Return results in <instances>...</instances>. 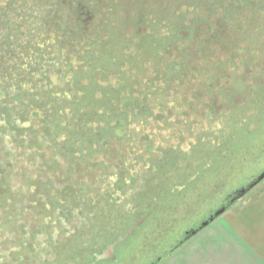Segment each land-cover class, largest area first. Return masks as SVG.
I'll return each instance as SVG.
<instances>
[{"label": "flooded vegetation", "instance_id": "flooded-vegetation-1", "mask_svg": "<svg viewBox=\"0 0 264 264\" xmlns=\"http://www.w3.org/2000/svg\"><path fill=\"white\" fill-rule=\"evenodd\" d=\"M263 173L264 0H0V264H155Z\"/></svg>", "mask_w": 264, "mask_h": 264}, {"label": "crops", "instance_id": "crops-1", "mask_svg": "<svg viewBox=\"0 0 264 264\" xmlns=\"http://www.w3.org/2000/svg\"><path fill=\"white\" fill-rule=\"evenodd\" d=\"M239 201L158 264H264V196Z\"/></svg>", "mask_w": 264, "mask_h": 264}, {"label": "rangeland", "instance_id": "rangeland-1", "mask_svg": "<svg viewBox=\"0 0 264 264\" xmlns=\"http://www.w3.org/2000/svg\"><path fill=\"white\" fill-rule=\"evenodd\" d=\"M264 196V179L261 181V182H259L255 187H253V189H251L248 193H246L243 197H241V198H239L238 200H240L239 201V205H246V204H250L251 202H253V201H257L260 197H263ZM237 200V201H238ZM231 207V206H230ZM229 207V208H230ZM228 208V209H229ZM187 226H189V223H187L186 225H183L181 228H179L178 230H176L177 232H179V231H183L184 229H187L188 227ZM169 236H171L172 237V235H169ZM170 237V239H172ZM167 241H168V239H167ZM162 242V244H160V245H158L156 248L157 249H163V248H165V247H168L169 246V244L172 242V241H169V242ZM149 244V243H148ZM134 246V245H133ZM148 247L150 246V244L149 245H147ZM160 247V248H159ZM142 251L143 252H145L144 254H142V256H141V258H143V259H141V260H139V261H135L134 259H136V257L135 256H131L130 257V259H132V260H130V262H131V264H144V263H146V262H148V261H151L152 259H154V257L156 256V255H159L158 253L154 256V255H149V254H147V251L148 250H146V248H143L142 249ZM166 257V256H165ZM156 259V258H155Z\"/></svg>", "mask_w": 264, "mask_h": 264}, {"label": "water", "instance_id": "water-1", "mask_svg": "<svg viewBox=\"0 0 264 264\" xmlns=\"http://www.w3.org/2000/svg\"><path fill=\"white\" fill-rule=\"evenodd\" d=\"M264 179V173L261 174L257 179L256 181H254L250 186H249V189H252L253 187H255L259 182H261L262 180ZM245 192L246 191H242L241 195L238 196V198L236 199V201L243 197L245 195ZM235 201V202H236ZM233 202V203H235ZM227 208H222L221 210L217 211L215 214H214V218L215 219L216 217L220 216L222 213H224L226 211ZM211 219V221L213 220ZM209 224L208 221H206L205 223H203L198 229H195L193 232H191L189 235H188V238L192 237L193 235H195L197 232H199L201 229H203L205 226H207ZM187 238V239H188ZM185 239V240H187Z\"/></svg>", "mask_w": 264, "mask_h": 264}, {"label": "trees", "instance_id": "trees-1", "mask_svg": "<svg viewBox=\"0 0 264 264\" xmlns=\"http://www.w3.org/2000/svg\"><path fill=\"white\" fill-rule=\"evenodd\" d=\"M229 207H227V209H228ZM185 241V240H184ZM183 241V242H184ZM183 242H180V243H178L177 245H175V246H173L172 247V249L167 253V255L169 254V253H171V252H173L174 250H176ZM167 255H163L159 260H157V261H155V264H158L165 256H167Z\"/></svg>", "mask_w": 264, "mask_h": 264}]
</instances>
